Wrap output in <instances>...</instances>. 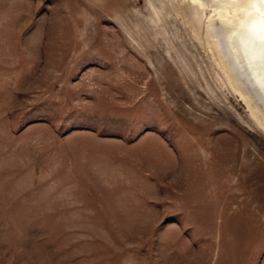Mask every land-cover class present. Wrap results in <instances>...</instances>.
Instances as JSON below:
<instances>
[{
	"label": "rangeland",
	"instance_id": "obj_1",
	"mask_svg": "<svg viewBox=\"0 0 264 264\" xmlns=\"http://www.w3.org/2000/svg\"><path fill=\"white\" fill-rule=\"evenodd\" d=\"M211 55L158 0H0V264H264V130Z\"/></svg>",
	"mask_w": 264,
	"mask_h": 264
},
{
	"label": "bare ground",
	"instance_id": "obj_2",
	"mask_svg": "<svg viewBox=\"0 0 264 264\" xmlns=\"http://www.w3.org/2000/svg\"><path fill=\"white\" fill-rule=\"evenodd\" d=\"M204 42L228 84L264 130V2L158 0ZM232 89V90H233ZM233 90V91H234ZM237 93V94H238Z\"/></svg>",
	"mask_w": 264,
	"mask_h": 264
},
{
	"label": "snow or ice",
	"instance_id": "obj_3",
	"mask_svg": "<svg viewBox=\"0 0 264 264\" xmlns=\"http://www.w3.org/2000/svg\"><path fill=\"white\" fill-rule=\"evenodd\" d=\"M262 2H264V0H262Z\"/></svg>",
	"mask_w": 264,
	"mask_h": 264
}]
</instances>
